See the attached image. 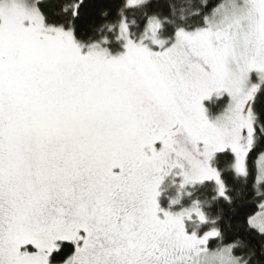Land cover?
Segmentation results:
<instances>
[{"label":"snow or ice","instance_id":"1","mask_svg":"<svg viewBox=\"0 0 264 264\" xmlns=\"http://www.w3.org/2000/svg\"><path fill=\"white\" fill-rule=\"evenodd\" d=\"M0 264H264V0H0Z\"/></svg>","mask_w":264,"mask_h":264}]
</instances>
